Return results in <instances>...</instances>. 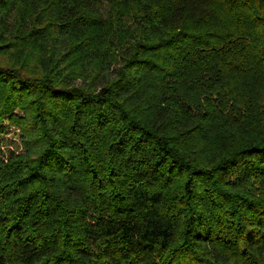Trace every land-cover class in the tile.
Masks as SVG:
<instances>
[{
	"label": "trees",
	"instance_id": "trees-1",
	"mask_svg": "<svg viewBox=\"0 0 264 264\" xmlns=\"http://www.w3.org/2000/svg\"><path fill=\"white\" fill-rule=\"evenodd\" d=\"M0 60V264H264V0H0Z\"/></svg>",
	"mask_w": 264,
	"mask_h": 264
},
{
	"label": "rangeland",
	"instance_id": "rangeland-1",
	"mask_svg": "<svg viewBox=\"0 0 264 264\" xmlns=\"http://www.w3.org/2000/svg\"><path fill=\"white\" fill-rule=\"evenodd\" d=\"M0 64H2V61L0 60ZM29 64H33V60L30 61ZM80 83V82H77ZM2 130L3 133H5L4 137L10 140H14V142L19 143V133L17 130H15L13 127H11L10 125H8L7 123L3 124L2 126Z\"/></svg>",
	"mask_w": 264,
	"mask_h": 264
}]
</instances>
